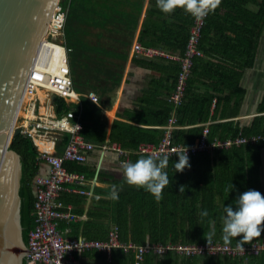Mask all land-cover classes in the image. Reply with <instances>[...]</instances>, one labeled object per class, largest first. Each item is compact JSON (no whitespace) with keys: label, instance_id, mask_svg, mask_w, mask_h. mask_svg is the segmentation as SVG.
<instances>
[{"label":"trees","instance_id":"obj_1","mask_svg":"<svg viewBox=\"0 0 264 264\" xmlns=\"http://www.w3.org/2000/svg\"><path fill=\"white\" fill-rule=\"evenodd\" d=\"M64 1L68 12L65 41L75 90L81 94L96 89L102 93L111 91L120 80L145 0ZM193 20L192 15L179 8L171 14L162 13L157 0H149L139 44L183 57ZM263 29L264 0H222L208 15L200 39L205 59L194 60L185 98L178 108L169 99L177 85L180 63L162 57L137 56L133 59L135 66L151 72L152 80L150 90L139 99L140 110L128 111L127 120L140 125L165 126L175 117L182 128L172 132L173 143L186 147L195 144L206 128L209 143L238 138H256V141L198 153L189 157L190 168L183 172H175L173 168L178 157H169L166 171L170 184L163 190L160 201L144 188L128 185L126 179L115 181V185L122 186L118 199L93 200L85 222L84 207L76 212L78 219L72 229L77 239L106 241L110 228L117 226L121 241L139 246L147 243L164 247L208 244L204 237L211 232L215 233L211 244L224 245L221 239L224 208L232 205L235 210L238 196L248 190L264 195L261 186L264 97L249 124L242 125L234 120L240 116L246 95L241 82L246 70L254 67ZM207 57L217 60V66L211 69L213 75L205 74ZM40 90L36 95L44 101L49 92ZM82 100L81 135L84 139L96 144L118 143L129 152L128 161L147 157L138 153L140 144L156 146L164 137V130L146 129L118 120L108 131V124L98 117L100 108L86 97ZM55 108L57 115L62 116L71 107L63 99L56 98ZM10 150L16 152L23 163L21 222L23 241L28 246L29 232L35 227L34 179L40 167L36 147L26 135L14 137ZM65 165L70 172L89 173L78 163ZM230 184L234 186L231 192L226 190ZM181 186H185V191L180 193ZM100 193L110 197L111 190L102 189ZM205 210L208 216L202 217ZM240 239L242 237L233 238L230 246L237 247ZM255 243L264 244V231L243 247ZM86 254L98 256L107 264H264V253L188 256L168 250L162 255L146 254L141 260L132 251L113 250L110 258L97 251ZM23 264H27L26 259Z\"/></svg>","mask_w":264,"mask_h":264},{"label":"built area","instance_id":"obj_2","mask_svg":"<svg viewBox=\"0 0 264 264\" xmlns=\"http://www.w3.org/2000/svg\"><path fill=\"white\" fill-rule=\"evenodd\" d=\"M64 2V0H61L55 12L30 92V96H33L39 89H42L49 92L50 95L44 101L37 98L26 105L23 115L25 121L20 125L22 135L29 137L36 147L37 163L39 166L46 164L48 167L46 175L38 173L34 179L35 227L29 232L27 264H84L77 258L78 254L97 251L110 258L113 250L132 251L138 260H141L146 254L162 255L168 250H176L178 253L188 256L217 254L243 256L264 253V244L257 243L251 247L244 246L243 252L237 247H226L220 243L187 246L168 245L167 247L147 243L144 246H139L121 241L117 226L110 228L106 241L72 238L59 230L60 223L69 224L77 221L71 206L60 200L61 192L66 185L81 186L86 182L84 175L70 172L65 164L67 162L85 163L88 154L96 149L93 143L86 141L81 135L83 124L80 115H76V110L71 108L62 116H58L56 113V98L63 99L70 107V105L79 104L82 96H84L75 90L72 79L69 51L65 41L68 12L64 8ZM207 18L208 16L202 22L194 18L183 57L166 54L155 48H144L139 44L135 45L134 51L138 55L145 57L162 56L180 63L177 85L169 99V102L176 108L183 104L187 81L191 76L194 60L204 55L200 49V39ZM85 96L95 104L100 103V97L96 93L92 92ZM181 128L177 125L175 117L170 118L168 124L163 127L165 134L162 140L156 146L140 145L138 153L151 155L155 152L168 157L176 156L172 150L180 148L182 145L173 143L172 132ZM62 133L69 134V140L63 153L58 154L57 145L61 141L59 135ZM208 134L209 130L206 128L195 144L187 147L188 157L201 152H213L216 149H228L233 145L256 141V138H238L235 141L209 143ZM101 149L119 155L121 164L128 161L129 153L116 143L103 144ZM81 193L86 194L84 191H81Z\"/></svg>","mask_w":264,"mask_h":264},{"label":"water","instance_id":"obj_3","mask_svg":"<svg viewBox=\"0 0 264 264\" xmlns=\"http://www.w3.org/2000/svg\"><path fill=\"white\" fill-rule=\"evenodd\" d=\"M61 0H0V264H23L22 158L10 150ZM29 244V243H28Z\"/></svg>","mask_w":264,"mask_h":264},{"label":"crops","instance_id":"obj_4","mask_svg":"<svg viewBox=\"0 0 264 264\" xmlns=\"http://www.w3.org/2000/svg\"><path fill=\"white\" fill-rule=\"evenodd\" d=\"M148 4H149V0H145L131 42L128 58L124 63V68L122 70V74H120L121 77L117 86L113 87L111 91H106L104 93L100 92L98 89L88 92V94L92 92L96 93L100 97L99 104H95L91 100L90 101L100 108L98 117L101 121L106 122L108 124L107 126L108 131L111 130L113 122L116 120L129 123L130 125L143 127L146 129L163 130L164 127L158 125H140L138 123L131 122L125 118V114L128 111L140 110L139 99L142 98L150 90V81L152 80L151 72L146 69L137 67L133 63V59L137 56H141L144 58H153V57H145L142 55H138L134 51L135 45L139 44V35L143 30V25L145 24ZM155 49L161 50L166 54L175 55L172 53H168L166 50L160 48H155ZM154 57H162V56H154ZM204 57L205 54L203 55V57L200 58L205 59ZM162 58L167 59L165 57ZM210 63L211 65H213V67H211V65L210 66L208 65ZM204 66L206 67L205 74L210 73L213 75L214 73L213 71H211V69L214 70V67L217 66V60H214V58L211 57L210 58L207 57V62H205ZM206 79H207L206 83L207 82L209 83V78ZM241 83L243 88H245L246 90V95L244 97V102L241 108L240 116L238 118H235L234 120L236 121L239 120L242 125H247L249 124V122L245 120H247L249 116L257 113V108L264 97V29L261 34V40L259 43L258 52L256 54L254 67L246 70ZM199 92H203V90H199ZM88 94H82L84 95L82 96V98L86 97L85 95ZM49 95L50 93L48 94V97ZM82 98L79 104L70 105V107L76 110L75 111L76 115H80L83 124L84 106H83ZM251 100H254V102H251ZM253 110L254 112H252ZM90 114L89 115L93 117L92 113ZM62 134H65L66 137H64V135L62 136ZM62 134L59 135L61 141H59L57 145L58 154L63 153V150L69 140V139L65 140V138L66 139L67 137L69 138V134L67 133H62ZM93 144L96 146V149L88 154V158L85 163L80 164L86 167L89 172L88 174H82L85 176L86 182L81 186L66 185L64 187V190L61 192L59 196L61 201L71 206L74 215L80 209L81 206L84 207L83 222L87 220L85 215L88 212L89 208H92L93 200L110 198L109 196L107 197L105 194L100 193V190L103 189L105 191H109L111 190V185H113L115 181L121 182L122 180L124 181L125 179L123 174V169L120 163L121 157L116 153L105 152L101 149V145L108 143H100V144L93 143ZM142 144H147V143H142ZM147 145H153V144H147ZM39 167H40L39 174L46 175L48 172L47 165L41 164ZM263 179H264V150L262 152V166H261V186L264 189ZM81 191L86 192V194H82ZM75 216L77 217V215ZM76 222L69 224L60 223L59 230L65 232L68 236L72 238H76L75 235L73 234V229H72L73 224ZM79 233H81L80 230ZM77 258L84 264H107V261L101 259L100 257L89 255L86 253L78 254Z\"/></svg>","mask_w":264,"mask_h":264},{"label":"clouds","instance_id":"obj_5","mask_svg":"<svg viewBox=\"0 0 264 264\" xmlns=\"http://www.w3.org/2000/svg\"><path fill=\"white\" fill-rule=\"evenodd\" d=\"M222 0H157V7L162 13L171 14L176 9H183L192 15L197 21L202 22L210 13L214 12L221 4ZM78 128L79 126L76 125ZM173 153L178 157V162L173 163L175 172H183L190 168L188 149L184 145L173 149ZM169 166V157L152 153L147 157H141L135 162H122L121 167L126 182L130 186L144 188L156 201H160L163 190L170 184V179L166 169ZM233 184L226 189L233 190ZM122 186L111 185L110 198L118 199ZM185 186L179 188V192H184ZM235 210L232 205L224 208L226 215L223 219L222 241L224 246H230L233 238L242 237L237 240V248L244 251L243 245L259 238L264 231V195L256 190H248L238 196L235 201ZM202 217L208 216L207 210L201 213ZM214 232L205 234L208 245H211Z\"/></svg>","mask_w":264,"mask_h":264},{"label":"rangeland","instance_id":"obj_6","mask_svg":"<svg viewBox=\"0 0 264 264\" xmlns=\"http://www.w3.org/2000/svg\"><path fill=\"white\" fill-rule=\"evenodd\" d=\"M62 1H63V0H62ZM251 102H254V100H251ZM252 112H254V110H253ZM24 113H25V112H24ZM255 114L257 115V113H255ZM255 114L249 116V117L247 118V120H245V121H248V122L250 123L251 120L255 117ZM24 121H25V118H24V116H23L22 121H21V124H23ZM63 135H64V137H66L65 134H62V136H63ZM263 183H264V179H263Z\"/></svg>","mask_w":264,"mask_h":264},{"label":"bare ground","instance_id":"obj_7","mask_svg":"<svg viewBox=\"0 0 264 264\" xmlns=\"http://www.w3.org/2000/svg\"><path fill=\"white\" fill-rule=\"evenodd\" d=\"M55 16V15H54ZM40 91H42V90H40ZM43 92V91H42ZM32 98V99H31ZM40 99V97L38 96V95H34V96H29V99H28V102H27V105L31 102V101H33L34 99Z\"/></svg>","mask_w":264,"mask_h":264}]
</instances>
